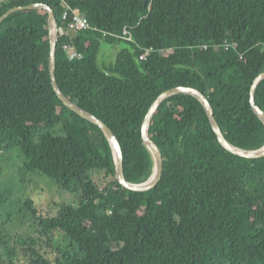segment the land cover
Wrapping results in <instances>:
<instances>
[{"label":"trees","instance_id":"trees-1","mask_svg":"<svg viewBox=\"0 0 264 264\" xmlns=\"http://www.w3.org/2000/svg\"><path fill=\"white\" fill-rule=\"evenodd\" d=\"M31 4L53 11L57 86L111 129L126 181L150 176L142 125L156 98L175 87L207 98L232 145H264L250 105L264 72V0H0V16ZM66 10L85 15L89 29L67 33ZM48 17L26 9L0 22V160L18 150L20 172L49 177L71 198L51 213L32 199L13 200L17 216L7 207L3 222L29 225L0 230V264H264V157L226 151L201 103L176 94L149 124L159 180L146 191L123 188L102 131L53 90ZM102 42L126 46L99 67ZM65 45L81 58L68 59ZM254 101L264 112V79ZM12 194L0 186V205Z\"/></svg>","mask_w":264,"mask_h":264},{"label":"water","instance_id":"water-1","mask_svg":"<svg viewBox=\"0 0 264 264\" xmlns=\"http://www.w3.org/2000/svg\"><path fill=\"white\" fill-rule=\"evenodd\" d=\"M32 10V9H45L48 12V29H49V45H50V52H49V75L51 80V85L53 87L54 92L56 93L57 97L62 101V103L67 106L69 109H71L74 113H76L78 116L82 117L83 119L89 121L90 123L96 125L104 134L105 138L108 141L111 154L114 161V167H115V174L116 179L119 182V184L126 189L132 190V191H146L153 187L157 181L159 180L161 176V170H162V161H161V154L156 146V144L149 138L148 130H149V124L150 121L156 112L159 105L168 97H171L176 94H187L194 98H196L203 108L205 109V112L207 114V117L209 119L211 128L216 135V138L220 145L228 152L244 157L247 159H255L264 157V145L257 149H241L238 148L231 143H229L223 133L220 130V127L214 117L213 110L207 100V98L198 90L190 87H175L169 90L164 91L161 93L156 100L151 105L149 111L146 114V117L144 119L143 125H142V142L143 145L148 150L151 160H152V171L148 179L141 183H131L126 181L123 173V166H122V156H121V150L120 146L111 131V129L100 119L95 117L93 114L83 110L82 108L78 107L74 103H72L70 100H68L63 93L60 91L59 87L57 86L55 75H54V69H55V53H56V41L58 38V27L55 15L53 14V11L47 6L43 4H31L25 7H14L10 10H8L5 14L0 16V22L5 19L8 15L12 14L13 12L20 11V10ZM264 79V72L259 74L253 81L252 86L250 88V105L255 113V115L258 117V119L263 123L264 125V112L255 104L254 101V93L256 86L260 81Z\"/></svg>","mask_w":264,"mask_h":264},{"label":"rangeland","instance_id":"rangeland-1","mask_svg":"<svg viewBox=\"0 0 264 264\" xmlns=\"http://www.w3.org/2000/svg\"><path fill=\"white\" fill-rule=\"evenodd\" d=\"M125 46L126 44L123 42L115 44L102 42L97 57L99 67L114 62L117 52ZM17 153H19L18 150L11 151L6 155V162L0 160V170L3 171L0 174V186L2 189L5 187L13 188V194L10 201L7 202L5 206L0 205L1 232H3L2 229L12 230V233H22L27 231L28 223L22 225L3 222L6 218L4 215V209L7 207L10 208L13 219L17 216L18 207L10 204L15 199L21 202H24L25 199H32L36 203L37 208L46 213L54 211V209L58 207L57 204H60L61 202L70 203L71 195L66 192H61L54 181L49 177L39 172H20L19 169L22 158L18 159Z\"/></svg>","mask_w":264,"mask_h":264},{"label":"built area","instance_id":"built-area-1","mask_svg":"<svg viewBox=\"0 0 264 264\" xmlns=\"http://www.w3.org/2000/svg\"><path fill=\"white\" fill-rule=\"evenodd\" d=\"M62 19L67 21V33L68 32H76V31L77 32L78 31H85V30L89 29V27H90L86 16L83 14H71L70 15L68 10H66L63 13ZM121 37L124 39H127V40H130V38H131V36L128 37L127 31H124ZM64 49L66 51L68 59L72 60L74 58H81V53L77 52L73 46L65 45ZM149 52H150V49L145 50V52L139 56V59L140 60L145 59Z\"/></svg>","mask_w":264,"mask_h":264}]
</instances>
